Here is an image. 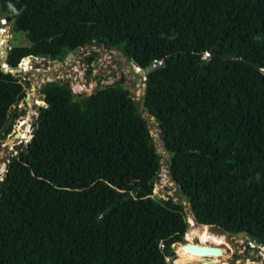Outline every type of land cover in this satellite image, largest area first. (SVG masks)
<instances>
[{
    "label": "trees",
    "instance_id": "obj_1",
    "mask_svg": "<svg viewBox=\"0 0 264 264\" xmlns=\"http://www.w3.org/2000/svg\"><path fill=\"white\" fill-rule=\"evenodd\" d=\"M5 17L28 41L0 61L10 72L93 45L163 64L137 101L118 84L77 99L40 85L31 139L0 179V264H169L189 233L185 206L151 195L150 117L193 222L264 244V0H0ZM22 88L0 70V133Z\"/></svg>",
    "mask_w": 264,
    "mask_h": 264
},
{
    "label": "rangeland",
    "instance_id": "obj_2",
    "mask_svg": "<svg viewBox=\"0 0 264 264\" xmlns=\"http://www.w3.org/2000/svg\"><path fill=\"white\" fill-rule=\"evenodd\" d=\"M3 29V35L5 38L7 37L6 40L10 48L28 46V41L22 33L10 32L9 23H6ZM0 51L3 53L2 48H0ZM70 53L71 57L69 59H64L63 57L57 62L51 61L50 63L45 58L29 56V61L22 62L19 66L18 70L20 73L15 74V71H12L14 73L12 76L17 78L23 87L24 97L18 104L8 109V115L10 116L14 113L17 118L13 121L8 119L9 122L0 133V179L10 157L15 154V150L23 147L30 137L31 123L37 114L35 107H44L42 96L39 95L38 90L45 81L53 80L63 83L70 89L75 99L88 96L94 90L111 84H118L127 90L132 101H137L141 97L143 93V78L137 76V68L130 61L125 60L117 51L107 49L104 46L93 45L79 48ZM23 81H27L29 83L28 86H25ZM137 108L138 110L140 109V104ZM21 125L23 126L21 127ZM147 125L152 141L160 147L161 143L156 137L157 129L155 124L149 123L147 119ZM159 161L161 166L158 175L153 181L152 197L159 200L170 199L174 202H181L185 206L184 218L187 224L185 233L201 232L202 227L193 222L183 196L175 184L169 180L165 165L168 161V155L164 151ZM188 219L191 224L187 223ZM206 232L211 240H218L219 242L217 244L209 241L200 243L201 240L197 239V237L194 238L191 235L189 237L187 234V236L180 237L179 241L169 246L170 254L165 257V261L170 264V261L176 259L177 253V257L184 264H198L201 262L200 258L189 256L177 250L179 243L191 242L192 247L206 245L217 248L219 256L216 264H264V245L253 247L250 243L232 239L210 227H206ZM203 259L206 260L208 258L203 256Z\"/></svg>",
    "mask_w": 264,
    "mask_h": 264
},
{
    "label": "water",
    "instance_id": "obj_3",
    "mask_svg": "<svg viewBox=\"0 0 264 264\" xmlns=\"http://www.w3.org/2000/svg\"><path fill=\"white\" fill-rule=\"evenodd\" d=\"M3 20L6 22V23H8L9 22V18L8 17H5V18H3ZM79 49V48H78ZM78 49H76V50H78ZM5 55H4V57H0V61L1 62H3V60L6 58V56H7V54L6 53H4ZM215 53H214V51H213V49L211 48V50H209L208 52H206V53H204L202 56H187L186 57V59H189V60H193V61H195V62H197V63H201V62H203V61H205V60H207L210 56H212V55H214ZM71 57V53H67L65 56H64V59H68V58H70ZM29 58V56H26V57H24V58H21L20 60H19V62H18V64H17V66L16 67H19L20 65H21V63H22V60H24V59H28ZM40 58H42V57H40ZM51 61H54V60H48V63H50ZM131 63H133V62H131ZM1 64H3V63H1ZM1 64H0V70L3 72V73H6V72H9L10 74H18V73H20L19 72V70H15V72L14 73H12V72H10V71H5V69L3 68H1ZM163 64V61H160L159 63H155V64H152V65H148V66H146V67H143V68H141V67H138L137 65H135V64H133L136 68H137V71H136V74H137V76L138 77H142V78H144V76H145V74H147L148 72H150L151 70H153V69H155V68H157V67H159V65H162ZM6 65V64H5ZM8 66V65H7ZM10 67V66H9ZM48 82H53V80H50V81H45L44 83H48ZM144 87H145V84H143V89H144ZM39 89H40V87H39ZM40 95V94H39ZM128 98H129V96H128ZM130 99V98H129ZM131 100V99H130ZM38 108H39V106H36L35 107V111H36V113H37V110H38ZM10 120V119H9ZM9 120L7 121V123L9 122ZM148 122L149 123H153V118L152 117H150V118H148ZM7 123H6V125H7ZM5 125V126H6ZM23 125H21V127H22ZM156 137H157V139H158V141L160 142L161 141V136H160V134L158 133V131H157V133H156ZM31 139V136L29 137V139H28V141ZM27 141V142H28ZM27 142L25 143V144H27ZM152 143H153V146H154V151H155V154H156V158L158 159V160H160V158H161V155L163 154V151L160 149V147L156 144V143H154L153 141H152ZM179 204H181L182 205V203L181 202H179ZM190 213H191V211L190 210H188ZM203 226H205V225H203ZM206 227H208V226H206ZM223 235H225V236H227V237H230V238H232V239H236V240H241V241H244V242H247V243H250L253 247H258V246H262V245H264V244H261V243H258V242H256L255 240H253V239H251L250 237H249V235L245 232V231H238V232H235V233H233V232H226V231H222L221 232ZM198 264H216V263H213V262H205V261H201V262H199Z\"/></svg>",
    "mask_w": 264,
    "mask_h": 264
},
{
    "label": "bare ground",
    "instance_id": "obj_4",
    "mask_svg": "<svg viewBox=\"0 0 264 264\" xmlns=\"http://www.w3.org/2000/svg\"><path fill=\"white\" fill-rule=\"evenodd\" d=\"M4 55L5 54L1 53V51H0V57H4ZM28 61H29L28 59L22 60V62H28ZM52 62H57V60H54ZM1 68L2 69L4 68L5 71H7L4 64H1ZM200 227H202L201 232H197V233L196 232H189L188 236L190 237V235H191V236H194V238L197 237V239L201 240L200 243H206L209 241L210 243L217 244L219 242L218 240L217 241L211 240L207 236L206 227L205 228L203 226H200ZM196 228H195V230H196ZM190 239L192 240V238H190ZM190 243L189 242H187L185 244L179 243L177 250H180L189 256L200 258L202 261H205V262L217 263V257L219 256V250L217 248H215L214 246H206V245H204V246L199 245V246H193L192 247ZM188 248H189V250H188ZM220 251H223V250H220ZM203 256H206V258H208V259L204 260Z\"/></svg>",
    "mask_w": 264,
    "mask_h": 264
},
{
    "label": "built area",
    "instance_id": "obj_5",
    "mask_svg": "<svg viewBox=\"0 0 264 264\" xmlns=\"http://www.w3.org/2000/svg\"><path fill=\"white\" fill-rule=\"evenodd\" d=\"M5 21L3 19H0V48H2V52L3 53H8L10 47L8 45V42L5 38V36L3 35L4 33V29L3 27L5 26Z\"/></svg>",
    "mask_w": 264,
    "mask_h": 264
}]
</instances>
